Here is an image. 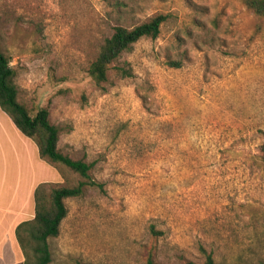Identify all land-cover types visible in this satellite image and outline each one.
<instances>
[{
  "label": "rangeland",
  "instance_id": "rangeland-1",
  "mask_svg": "<svg viewBox=\"0 0 264 264\" xmlns=\"http://www.w3.org/2000/svg\"><path fill=\"white\" fill-rule=\"evenodd\" d=\"M156 15L158 36L96 84L113 29ZM0 52L17 100L47 109L59 151L96 183L65 200L50 264H264V18L244 0H0ZM0 140L22 194L40 175L46 191L84 180L42 161L1 109Z\"/></svg>",
  "mask_w": 264,
  "mask_h": 264
},
{
  "label": "trees",
  "instance_id": "trees-1",
  "mask_svg": "<svg viewBox=\"0 0 264 264\" xmlns=\"http://www.w3.org/2000/svg\"><path fill=\"white\" fill-rule=\"evenodd\" d=\"M245 7L256 16L264 18V0H244ZM163 15H156L130 29L117 26L112 34L104 40L96 58L88 67V74L96 84L105 82L111 63L122 53L129 51L134 43L142 38H156L165 21ZM118 72L129 76V72L121 67ZM14 72L9 61L0 52V109L8 115L14 126L37 147L38 157L52 167L70 170L84 179L76 185H58L49 187L39 184L33 194V218L20 223L15 229V237L24 260L19 264H50L52 261L49 240L56 238L60 226L67 215L65 200L79 197L86 186L96 183L90 179V164L82 160L71 159L62 154L58 147L59 129L50 123L46 108L38 109L31 115L27 108L17 100V88L13 82ZM261 162L264 169V142L260 147ZM146 264H154L149 258ZM217 264L210 254L202 263Z\"/></svg>",
  "mask_w": 264,
  "mask_h": 264
},
{
  "label": "crops",
  "instance_id": "crops-1",
  "mask_svg": "<svg viewBox=\"0 0 264 264\" xmlns=\"http://www.w3.org/2000/svg\"><path fill=\"white\" fill-rule=\"evenodd\" d=\"M17 141L21 143L25 140ZM9 148L12 149L11 143L8 145L5 140H0V264H19L22 262V252L15 239V229L20 223L33 218L34 207L31 205L34 190L44 179L40 175L34 180L29 191H24L22 194L27 180L25 178L21 183L18 172L12 174L10 179V164H7L11 159ZM14 151L17 152L16 148ZM16 156L19 157L20 154L15 153V161ZM7 176L8 180H6Z\"/></svg>",
  "mask_w": 264,
  "mask_h": 264
}]
</instances>
